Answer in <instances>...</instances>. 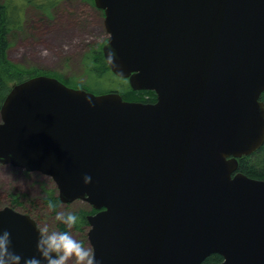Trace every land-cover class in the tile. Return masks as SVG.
<instances>
[{
  "label": "water",
  "instance_id": "1",
  "mask_svg": "<svg viewBox=\"0 0 264 264\" xmlns=\"http://www.w3.org/2000/svg\"><path fill=\"white\" fill-rule=\"evenodd\" d=\"M92 1L108 68L156 100L25 78L0 106V163L96 210L86 237L100 264H264V179L237 170L264 141V0ZM37 227L0 208L21 264L39 257Z\"/></svg>",
  "mask_w": 264,
  "mask_h": 264
},
{
  "label": "rangeland",
  "instance_id": "2",
  "mask_svg": "<svg viewBox=\"0 0 264 264\" xmlns=\"http://www.w3.org/2000/svg\"><path fill=\"white\" fill-rule=\"evenodd\" d=\"M11 1L22 4L23 12L20 25L8 36V60L24 67L57 73L64 80L71 78L77 83L85 82L87 75L84 57L98 45L102 46L107 37L103 14L93 1L54 0L48 11L27 0ZM98 83L92 92L115 90L116 86L128 84L126 79L117 80L114 77L103 78ZM46 189L56 191L49 176L0 163V208L12 205L16 210L30 214L38 226L47 224L50 229H57V212L68 213L90 208L86 201L75 199L60 202L57 212L53 213L41 201ZM12 195L16 196L19 203H11ZM87 228L88 225H84L82 229L73 226L69 231L75 239L89 247ZM68 264H73V261L70 260Z\"/></svg>",
  "mask_w": 264,
  "mask_h": 264
},
{
  "label": "trees",
  "instance_id": "3",
  "mask_svg": "<svg viewBox=\"0 0 264 264\" xmlns=\"http://www.w3.org/2000/svg\"><path fill=\"white\" fill-rule=\"evenodd\" d=\"M32 4L42 8L44 11H48L51 7L50 5L54 0H47L46 3L40 2L38 0H27ZM92 2V0H90ZM23 12V5L13 3L11 0H4L0 2V106L4 100V97L10 90L11 86L15 83H18L25 78H28L33 75L47 74L57 77L59 80H64L57 73H49L43 69H38L36 67H24L13 63L7 58V50L9 47L8 36L13 30H15L21 23ZM101 45H98L96 49L90 50L86 53L84 57V65L87 78L85 82L77 83L73 79H65L63 82L65 84H74V87L84 88L86 90L92 91L100 80L103 78L114 77L117 80L122 79L111 72L108 68L101 50ZM99 84V83H98ZM69 86V85H68ZM117 88L107 91H117L121 94L122 98L130 100L134 95L141 94L142 91L132 90L129 85H119ZM102 93V92H101ZM260 98L264 101V92L261 94ZM238 167L237 170L253 178L263 179L264 178V141L262 144L252 153L248 155L241 156L237 159ZM11 203H19V200L16 196L12 195ZM42 203L48 207L49 202L55 204V210H51L53 213H56L60 200L56 194V191L53 189H46L45 195L42 198ZM12 206V205H11ZM49 208V207H48ZM96 210L91 206L88 210L79 209L77 211L71 212L77 215L78 221L74 226L77 229H82L84 225H87L86 216L89 213H94ZM57 229L62 231H69V229L63 225L61 222L57 221ZM221 259V256L218 254H211L205 258L203 264H210L217 262Z\"/></svg>",
  "mask_w": 264,
  "mask_h": 264
},
{
  "label": "clouds",
  "instance_id": "4",
  "mask_svg": "<svg viewBox=\"0 0 264 264\" xmlns=\"http://www.w3.org/2000/svg\"><path fill=\"white\" fill-rule=\"evenodd\" d=\"M108 57L112 60L113 51L108 52ZM5 121L0 118V126ZM83 182H91V176L85 174ZM50 210H55V204L49 202ZM55 219L65 225L68 229L73 228L78 221L76 214L68 212H57ZM38 238L36 241V251L39 257L32 256L23 259V264H68L71 260L73 264H100L95 258L93 247H86L83 242L75 239L70 231L50 229L47 224L37 227ZM11 234L3 230L0 234V264H21L22 257L10 248Z\"/></svg>",
  "mask_w": 264,
  "mask_h": 264
},
{
  "label": "flooded vegetation",
  "instance_id": "5",
  "mask_svg": "<svg viewBox=\"0 0 264 264\" xmlns=\"http://www.w3.org/2000/svg\"><path fill=\"white\" fill-rule=\"evenodd\" d=\"M100 10V9H99ZM102 12V11H101ZM125 79V78H124ZM127 80V79H126ZM133 90V89H132ZM142 91L141 94L139 95H134L132 99L130 100H135V101H142V102H154L156 100V95L154 91L151 90H138ZM248 176V175H247ZM250 177V176H249ZM253 178V177H252ZM264 179V178H263ZM222 259V258H221ZM220 259V260H221ZM219 260V261H220ZM218 262V261H217Z\"/></svg>",
  "mask_w": 264,
  "mask_h": 264
}]
</instances>
